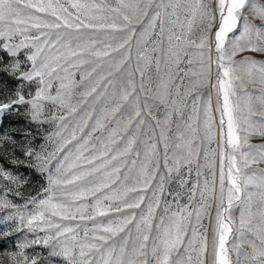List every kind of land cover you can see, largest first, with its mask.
Returning a JSON list of instances; mask_svg holds the SVG:
<instances>
[{
  "label": "snow or ice",
  "instance_id": "snow-or-ice-1",
  "mask_svg": "<svg viewBox=\"0 0 264 264\" xmlns=\"http://www.w3.org/2000/svg\"><path fill=\"white\" fill-rule=\"evenodd\" d=\"M0 160L12 264H264V0H0Z\"/></svg>",
  "mask_w": 264,
  "mask_h": 264
},
{
  "label": "rangeland",
  "instance_id": "rangeland-1",
  "mask_svg": "<svg viewBox=\"0 0 264 264\" xmlns=\"http://www.w3.org/2000/svg\"><path fill=\"white\" fill-rule=\"evenodd\" d=\"M135 55L136 49L135 45H133L132 50V57H133V64L135 63ZM257 55V54H251ZM257 58H260L257 56ZM207 91V89H204ZM213 103H215V96L213 95ZM27 126V121L25 118L20 115L17 116L15 114L8 116L4 120V130L11 131L16 128H23ZM258 142V141H254ZM0 164H3L6 169L11 170L14 174H21L23 176H27L29 178V183L21 189L24 192L25 196L31 194L35 195L36 192L39 190V186L41 184L46 183L45 177L41 176L38 172L34 169L28 167L27 165H13L9 163L7 160H0ZM16 203L22 204L23 201L20 198H14ZM10 210H3L0 211V218H2L6 213ZM14 223L13 221H8L7 224L11 225ZM7 230L6 225H0V264H12L9 259V255L11 253L19 251V243L26 239L31 238V234L28 233L26 230L21 233L13 232L12 235L4 236L3 232ZM29 255L32 253H40L42 257H48L49 250L42 246H35L34 248H28L25 250ZM50 262H55V264H59V258L49 257ZM39 264H44V260L40 259Z\"/></svg>",
  "mask_w": 264,
  "mask_h": 264
}]
</instances>
